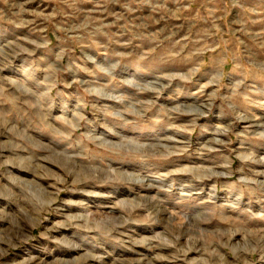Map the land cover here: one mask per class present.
I'll list each match as a JSON object with an SVG mask.
<instances>
[{
    "label": "rangeland",
    "instance_id": "obj_1",
    "mask_svg": "<svg viewBox=\"0 0 264 264\" xmlns=\"http://www.w3.org/2000/svg\"><path fill=\"white\" fill-rule=\"evenodd\" d=\"M0 264H264V0H0Z\"/></svg>",
    "mask_w": 264,
    "mask_h": 264
}]
</instances>
